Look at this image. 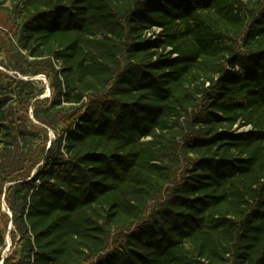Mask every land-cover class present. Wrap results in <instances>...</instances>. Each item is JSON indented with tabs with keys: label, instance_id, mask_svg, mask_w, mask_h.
<instances>
[{
	"label": "trees",
	"instance_id": "1",
	"mask_svg": "<svg viewBox=\"0 0 264 264\" xmlns=\"http://www.w3.org/2000/svg\"><path fill=\"white\" fill-rule=\"evenodd\" d=\"M13 3L54 96L0 71V263L264 264V0Z\"/></svg>",
	"mask_w": 264,
	"mask_h": 264
},
{
	"label": "rangeland",
	"instance_id": "2",
	"mask_svg": "<svg viewBox=\"0 0 264 264\" xmlns=\"http://www.w3.org/2000/svg\"><path fill=\"white\" fill-rule=\"evenodd\" d=\"M15 0H0V71L7 74L9 77L13 79H20L23 81H31V86L26 88V92L28 94L36 95L40 90H42L41 96L38 98L48 99V102L42 106L40 112L42 114L44 108H48L51 100H53V91H52V83L51 81L46 78L44 75H38L35 77H22L18 73L12 70V67L17 66L18 62V53L25 55V52L22 50L20 45V27L22 25L21 16H19V10L15 7ZM22 2L19 3L21 7ZM146 37H153L152 34L146 35ZM2 51V53H1ZM3 52L9 53L10 57L7 58L3 55ZM56 67L58 68L59 64L55 63ZM2 94L8 97L7 88L3 90ZM9 102L8 104H10ZM33 103V102H32ZM13 104V103H12ZM32 105V104H31ZM29 108L28 116H29V123H28V130L32 134H35L34 137H28L23 142L21 146H26L28 149L34 148V150L39 146H42L44 139H47L46 146L49 147V144L55 140V132L50 128H47L37 122L33 115V108ZM62 106L68 107V105L63 104ZM61 107V106H60ZM58 107V108H60ZM57 108V109H58ZM33 125V127L31 126ZM34 127H40L42 130H36ZM30 133V134H31ZM38 152V151H37ZM36 159H38V155H36ZM42 165L40 161L35 168L32 170L31 176L34 175L38 171V167ZM0 212L8 213V210L5 205L1 203L0 205ZM1 225V222H0ZM10 224L8 225V232L11 231L9 229ZM6 233L5 236V246L0 252L1 259L7 257L11 254L14 247L12 246V242L10 236Z\"/></svg>",
	"mask_w": 264,
	"mask_h": 264
},
{
	"label": "water",
	"instance_id": "3",
	"mask_svg": "<svg viewBox=\"0 0 264 264\" xmlns=\"http://www.w3.org/2000/svg\"><path fill=\"white\" fill-rule=\"evenodd\" d=\"M49 146H50V144H49ZM32 176H33V175H32ZM2 204H3V205H5V202H4V200H2ZM8 214H9V217H11V214H10V212H9V211H8ZM11 227H12V226H11V224H10V226H9V229H11ZM1 263H2V262H1ZM1 263H0V264H1Z\"/></svg>",
	"mask_w": 264,
	"mask_h": 264
},
{
	"label": "built area",
	"instance_id": "4",
	"mask_svg": "<svg viewBox=\"0 0 264 264\" xmlns=\"http://www.w3.org/2000/svg\"><path fill=\"white\" fill-rule=\"evenodd\" d=\"M155 33H158V31H155ZM245 129H247V128H245ZM241 130H243V128H239V131H241Z\"/></svg>",
	"mask_w": 264,
	"mask_h": 264
}]
</instances>
